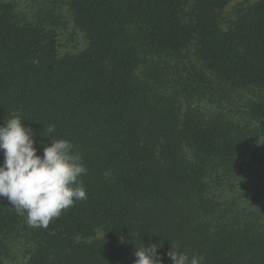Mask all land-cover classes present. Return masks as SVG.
Segmentation results:
<instances>
[{"label": "trees", "instance_id": "1", "mask_svg": "<svg viewBox=\"0 0 264 264\" xmlns=\"http://www.w3.org/2000/svg\"><path fill=\"white\" fill-rule=\"evenodd\" d=\"M64 1L89 43L63 58L56 33L0 4V125L21 111L38 155L54 125L82 157L87 197L46 228L0 197V248L22 244L24 264H134L143 242L161 244L162 264L171 244L202 264H264V0L227 30L234 0ZM192 43L220 83L253 94L239 113L196 69L171 90L182 72L162 61ZM208 95L215 110H183Z\"/></svg>", "mask_w": 264, "mask_h": 264}, {"label": "clouds", "instance_id": "2", "mask_svg": "<svg viewBox=\"0 0 264 264\" xmlns=\"http://www.w3.org/2000/svg\"><path fill=\"white\" fill-rule=\"evenodd\" d=\"M21 111L13 113L0 125V197H6L18 215L32 227L46 228L51 220L86 199V189L80 179L87 173L81 155L71 141L51 135L55 126L44 127L47 143L43 154H37V135L26 126ZM41 135V133H40ZM42 136V135H41ZM123 243V238H121ZM161 244L142 242L135 246L134 264H162L158 255ZM167 256L172 264H202V258L189 255L171 244Z\"/></svg>", "mask_w": 264, "mask_h": 264}, {"label": "rangeland", "instance_id": "3", "mask_svg": "<svg viewBox=\"0 0 264 264\" xmlns=\"http://www.w3.org/2000/svg\"><path fill=\"white\" fill-rule=\"evenodd\" d=\"M258 0H234L227 8L224 10L221 19V28L224 30L232 27L238 19L247 14L250 7H252ZM10 3L15 7V10L19 14L20 18L26 23L38 25L40 24L48 32L53 31L56 33V49L57 55L60 58L73 56L83 53L88 47V39L86 34L77 27L74 22L73 16L69 11L64 0H0V4ZM183 58L181 62L170 61L169 58H164L166 60L162 61V64H166L170 67L169 72L176 73L178 70L182 72L181 76H177V84L173 83L171 90H180L182 86L191 82L193 78L195 69L202 72L204 77L208 80L210 84L217 89V94L223 93L227 95L226 99L223 100L224 106L229 113L232 115L239 113L238 111L243 108L244 102L254 98L252 93L247 91L234 92V89L228 84L225 85L220 83L214 76L207 72L202 63L198 60L196 56V43H192L186 51L183 53ZM173 67H177L178 70H173ZM183 91V90H182ZM185 93L183 94V96ZM238 95H244V101H239L235 97ZM230 98H229V97ZM216 97L208 95L202 101L195 99L194 101H189L187 98H181V105L183 110L188 109L189 106L199 107L200 105H206L212 107L218 106L215 100ZM234 99V100H233ZM260 152L262 155V164L257 165L256 171L263 176L264 180V139H262L260 144ZM1 162L0 164H2ZM25 249L23 245L17 243L15 246L9 248H0V264H24L26 259Z\"/></svg>", "mask_w": 264, "mask_h": 264}]
</instances>
